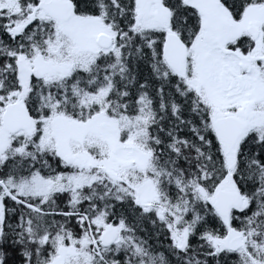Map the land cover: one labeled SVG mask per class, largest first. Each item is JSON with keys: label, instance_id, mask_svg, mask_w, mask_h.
I'll use <instances>...</instances> for the list:
<instances>
[{"label": "snow or ice", "instance_id": "6c2138e0", "mask_svg": "<svg viewBox=\"0 0 264 264\" xmlns=\"http://www.w3.org/2000/svg\"><path fill=\"white\" fill-rule=\"evenodd\" d=\"M0 264H264V0H0Z\"/></svg>", "mask_w": 264, "mask_h": 264}]
</instances>
